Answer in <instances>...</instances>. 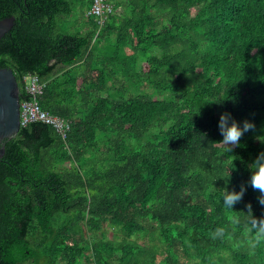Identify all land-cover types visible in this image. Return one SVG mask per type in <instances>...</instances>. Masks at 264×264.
<instances>
[{
    "label": "trees",
    "instance_id": "16d2710c",
    "mask_svg": "<svg viewBox=\"0 0 264 264\" xmlns=\"http://www.w3.org/2000/svg\"><path fill=\"white\" fill-rule=\"evenodd\" d=\"M105 2L99 23L92 0H0V68L20 101L37 75L40 109L69 123L65 139L36 121L3 141L0 264H264L246 184L264 151V0ZM223 112L254 125L230 152ZM107 224L150 244L89 240Z\"/></svg>",
    "mask_w": 264,
    "mask_h": 264
},
{
    "label": "clouds",
    "instance_id": "9594fccd",
    "mask_svg": "<svg viewBox=\"0 0 264 264\" xmlns=\"http://www.w3.org/2000/svg\"><path fill=\"white\" fill-rule=\"evenodd\" d=\"M222 100L218 97L212 100L210 103H220ZM253 124L247 120L241 121L239 124L232 117L231 113L223 112L219 115L217 120V128L222 139L217 142L225 146V149L230 152L233 146H239L238 141L244 132L253 128ZM258 139L264 143L259 137ZM249 176L246 184L253 189L259 190L260 195L257 196V202L259 205L264 206V151L257 153L256 157L248 165ZM245 191V185H240L239 190H225L222 189L220 195L221 204L227 208H233L234 204L241 201ZM249 208L248 224L252 229L257 230V239L264 237V218L257 221L256 218L251 215V206ZM223 229L217 230V235L221 234Z\"/></svg>",
    "mask_w": 264,
    "mask_h": 264
},
{
    "label": "built area",
    "instance_id": "2783aa9c",
    "mask_svg": "<svg viewBox=\"0 0 264 264\" xmlns=\"http://www.w3.org/2000/svg\"><path fill=\"white\" fill-rule=\"evenodd\" d=\"M110 11L111 5L106 3L105 0H92L86 16H94L99 23H102L106 14ZM22 82L26 98L20 101V127L39 121L51 125L62 139H65L69 131L68 121L58 116L50 115L39 107L38 97L42 93L44 82L37 75L30 73L23 76Z\"/></svg>",
    "mask_w": 264,
    "mask_h": 264
},
{
    "label": "water",
    "instance_id": "95a60500",
    "mask_svg": "<svg viewBox=\"0 0 264 264\" xmlns=\"http://www.w3.org/2000/svg\"><path fill=\"white\" fill-rule=\"evenodd\" d=\"M14 23V17L0 19V39ZM20 95L13 72L0 68V158L4 154L3 141L15 137L20 130Z\"/></svg>",
    "mask_w": 264,
    "mask_h": 264
},
{
    "label": "rangeland",
    "instance_id": "374dc122",
    "mask_svg": "<svg viewBox=\"0 0 264 264\" xmlns=\"http://www.w3.org/2000/svg\"><path fill=\"white\" fill-rule=\"evenodd\" d=\"M101 234L104 235V238L107 241H114L117 243L125 242V241H137L138 243L144 244L147 246L150 244V242L146 239L142 240L141 238H136V237L126 238L118 229L113 228L112 226H110L108 224L104 225L100 232H97L95 234H89V240L98 239L101 237ZM161 249H165L164 245H161V247H159L157 249V255L161 254ZM221 256L224 258V261L226 263H229L227 261V259H229V257H230V252H223L221 254ZM177 264H197V261L196 260L185 261V258L183 256H181V254H180L179 262H177ZM219 264H225V263L220 262Z\"/></svg>",
    "mask_w": 264,
    "mask_h": 264
}]
</instances>
